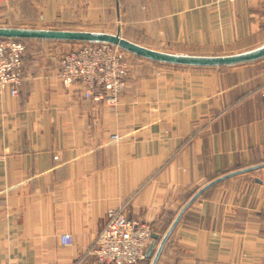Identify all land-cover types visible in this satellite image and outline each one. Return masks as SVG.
<instances>
[{
    "label": "crops",
    "instance_id": "1",
    "mask_svg": "<svg viewBox=\"0 0 264 264\" xmlns=\"http://www.w3.org/2000/svg\"><path fill=\"white\" fill-rule=\"evenodd\" d=\"M31 3L37 16L27 20L42 29L119 34L164 53L264 46V0ZM148 61L111 106L85 98L80 84L65 87L60 65L23 60L18 96L0 95V264H100L89 251L112 209L151 223L156 252L196 192L264 164V57L212 67ZM157 264H264V167L205 190Z\"/></svg>",
    "mask_w": 264,
    "mask_h": 264
},
{
    "label": "built area",
    "instance_id": "2",
    "mask_svg": "<svg viewBox=\"0 0 264 264\" xmlns=\"http://www.w3.org/2000/svg\"><path fill=\"white\" fill-rule=\"evenodd\" d=\"M25 51L26 46L21 40L0 39V95L7 92L18 96L23 83ZM60 67V78L65 87L80 84L84 97L96 102L115 106L127 86L129 66L120 49L110 43L83 44L66 53ZM261 75L264 78V67ZM261 94L264 105V86ZM153 236L154 230L149 223L133 220L123 210L112 209L108 211L106 224L92 254L100 264H138L147 258ZM61 242L70 246L73 238L64 234ZM5 264H18V261L11 258Z\"/></svg>",
    "mask_w": 264,
    "mask_h": 264
},
{
    "label": "water",
    "instance_id": "3",
    "mask_svg": "<svg viewBox=\"0 0 264 264\" xmlns=\"http://www.w3.org/2000/svg\"><path fill=\"white\" fill-rule=\"evenodd\" d=\"M0 37L21 38V39L22 38L44 39V40H58V41H84L89 43L105 42L115 45L125 51L131 52L137 56H140L148 60L175 64V65H188V66H203V67L230 66V65L255 61L264 57V46L254 51L243 54H237V55L190 56V55L170 54V53L155 51L140 46L138 44H135L133 42H130L124 39L123 37H121L119 34L110 35L106 33H94V32H86V31H73V30H46V29L34 30V29L0 27ZM263 167L264 164L229 173L227 175L222 176L221 178H218L210 182L209 184L201 188L198 192H196V194L185 204V206L181 209L175 220L172 222L171 226L169 227L166 234L162 238L156 252H154V248H155L156 240L158 239V235L154 234L153 239L146 252L147 258L152 257L151 264H157L166 242L168 241L171 234L177 227L183 214L205 190L234 175Z\"/></svg>",
    "mask_w": 264,
    "mask_h": 264
},
{
    "label": "rangeland",
    "instance_id": "4",
    "mask_svg": "<svg viewBox=\"0 0 264 264\" xmlns=\"http://www.w3.org/2000/svg\"><path fill=\"white\" fill-rule=\"evenodd\" d=\"M15 1L17 0H4L2 3H0V27L42 29L39 21L27 20L29 16L30 17L37 16L34 9L37 8L36 7L37 5H34L35 0H30V2L32 1L30 6L32 9H34L30 11L28 10V6H27V1L29 0H20L23 2V5L20 6L19 4L17 5ZM62 23L63 22H58L54 26L55 27L61 26ZM22 42H24L26 46V51L23 59L24 64H28V65H30L31 62H36V61L38 62L50 61L51 63H53V66H55L56 64L60 65L61 58L66 53L72 51V49H74L75 47H78V43H70V42L36 41L31 39H24V41ZM122 53L129 66V76L142 74L145 71L143 65L144 62H151L146 59L137 57L136 55L126 52L124 50L122 51ZM231 54L233 53H223L218 55H231ZM149 224L151 225V223ZM169 225L170 222H168L163 227L162 232L165 233ZM89 256H93L92 249L89 251ZM138 264H150V260L145 258L143 261H141Z\"/></svg>",
    "mask_w": 264,
    "mask_h": 264
},
{
    "label": "trees",
    "instance_id": "5",
    "mask_svg": "<svg viewBox=\"0 0 264 264\" xmlns=\"http://www.w3.org/2000/svg\"><path fill=\"white\" fill-rule=\"evenodd\" d=\"M89 43V42H88Z\"/></svg>",
    "mask_w": 264,
    "mask_h": 264
}]
</instances>
